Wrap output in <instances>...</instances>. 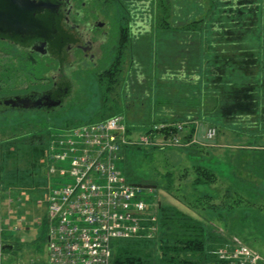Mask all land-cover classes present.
Instances as JSON below:
<instances>
[{"label":"trees","instance_id":"trees-1","mask_svg":"<svg viewBox=\"0 0 264 264\" xmlns=\"http://www.w3.org/2000/svg\"><path fill=\"white\" fill-rule=\"evenodd\" d=\"M137 1L148 9L143 15L148 23L142 24L143 32L137 37L139 45L135 50L133 35L127 29L120 42L127 55L113 56L112 67L87 78L83 103L74 108L83 120L39 113L13 119L5 127L26 128L28 132L0 140V190L18 187L43 195L46 188L39 185V178L46 175L53 132L113 116L123 119L129 140L121 150L120 169L127 154L143 148L130 139L136 125L144 127L145 135L165 140H172L175 132L180 136L181 125L188 130L180 137L182 142L188 141V148L195 145L193 139L203 124L219 130L226 127L238 135L264 134V0ZM182 6L184 11L177 9ZM133 53L145 62L146 71H135L132 78L134 71L129 72L125 60L132 59ZM157 57L167 72L155 71L152 61ZM143 75L145 80L141 81ZM156 125L163 127L155 130ZM195 170L191 184L196 191L200 185L217 180L208 166L196 165ZM165 177L171 182L174 175L169 172ZM158 211L160 233L150 239H118L111 264H212L216 260L212 252L224 241L206 220L169 204L159 203Z\"/></svg>","mask_w":264,"mask_h":264},{"label":"rangeland","instance_id":"rangeland-1","mask_svg":"<svg viewBox=\"0 0 264 264\" xmlns=\"http://www.w3.org/2000/svg\"><path fill=\"white\" fill-rule=\"evenodd\" d=\"M136 8L138 9V12H136L139 13L138 17L142 21L144 19L143 15L148 11L147 5L140 2ZM181 8L178 7L177 9L184 11V7L182 6ZM183 15L184 13L182 12ZM145 23L147 24L148 21ZM131 25L136 27L137 21H133ZM135 29L138 30L136 32L138 33L137 36L143 32L140 31L143 30L141 27H136ZM138 45L139 43L136 39L135 50ZM137 53L139 54V52ZM137 53L136 57L133 56V59L140 65L139 72L144 73L146 71L145 62L142 63ZM158 60L159 57L155 58V61H152L153 63L155 62L154 66H157L155 67V71L165 72L166 69L163 71L164 66H160ZM15 65H18V62L14 57L0 51L1 91H9L12 82L15 80L26 82L27 77L20 70H16ZM133 70L132 78L136 69ZM89 74V72L82 71H77L73 74L77 80L74 98L79 105L83 103L86 95ZM85 75L86 77L84 78ZM91 77L92 79L94 78L93 76ZM34 80L32 78L33 82H35ZM144 80L145 75L141 76V81ZM129 106L131 107V105ZM75 107L76 105L65 112L55 113V115L63 114V117L60 119L74 117L75 119L83 120V117L78 116L79 112L77 109L74 110ZM13 115V113L0 114V140L19 137L28 132L26 128H5L15 121L13 120L15 119ZM3 117H7V119ZM19 117L27 118L32 117V115L27 113L18 115ZM137 119L136 116L134 120ZM209 127V124H203L202 128L199 129L193 140L198 141V138L201 143L193 146L194 149L192 145L191 148H188L187 140L166 147L152 148L153 146H150L152 144H140L139 139L145 136V129L141 125H136L130 139H134L138 143L134 145L140 144L143 148L135 149L133 154H127L126 161L121 165V171L133 182L155 185L153 189H142L141 195L147 202L176 206L181 211L189 213L199 220H206L214 228V231L221 235L220 239L224 241L223 244L231 242L232 239L242 240L261 255L262 263L264 264V162L258 161L259 154H255L261 153L264 149H261L263 148L261 146L258 148L260 150L251 149V151L249 150V156L243 155L238 160L240 166H244L248 162L246 166L249 170L242 171L241 174L237 175V179L233 180L234 186L231 188L230 195H225L220 183H217L218 178L208 185H200L198 191H196L191 184L196 176V165L202 164L208 166L214 169L216 173L215 169L216 165H218L216 160L217 155H221L223 151L220 147L217 152L213 151L211 149L214 148L213 143H215L217 138H227L229 135L233 139L236 134L232 129L220 126L219 130L218 126H215L219 130V134L217 133L213 140L208 141L203 138V135ZM60 130L56 129L53 132L54 135L58 136L61 132ZM178 131L181 132V135L179 134L180 136L177 138H180L184 132L187 134L188 130L182 128L178 129ZM199 133L201 134L199 135ZM242 135V132L239 135L237 134L238 139H242L243 141L249 140L248 142L251 144H254V141H260V145H263L261 140L256 139V137L260 136ZM231 138L230 140L224 139V142L228 143L226 151L229 150L231 154H236V151L238 153L245 152L247 149L242 148H249V145H241L240 143V149H238L237 142H231ZM253 158L256 159L254 160ZM169 172H172L174 175L171 182H168L167 177H165ZM39 179L42 180L39 185L44 189L50 187L51 184L57 186L56 179L50 175H45ZM2 191L3 193H0V243H8L15 246L12 248L13 250L4 249L3 264H47L49 224L46 218L45 205L41 206L37 204L41 196L34 191L30 192L25 188L19 189L18 187H11L6 190L1 189L0 192ZM203 194H207L209 197L203 198ZM14 226H19L20 230L9 231V227ZM3 233L8 234L12 240L9 241V238L5 237Z\"/></svg>","mask_w":264,"mask_h":264},{"label":"built area","instance_id":"built-area-1","mask_svg":"<svg viewBox=\"0 0 264 264\" xmlns=\"http://www.w3.org/2000/svg\"><path fill=\"white\" fill-rule=\"evenodd\" d=\"M60 131L49 142L46 167L57 186L51 184L37 201L45 205L49 223L47 264H111L118 239L157 236V205L147 202L142 189L129 182L119 167L122 147L129 142L123 119L113 116ZM216 134L217 129L209 127L203 138L210 141ZM177 137L165 140L146 134L139 140L145 145H174L182 142ZM212 253L216 256L212 264H262L261 255L239 239ZM3 255L0 243V264Z\"/></svg>","mask_w":264,"mask_h":264},{"label":"flooded vegetation","instance_id":"flooded-vegetation-1","mask_svg":"<svg viewBox=\"0 0 264 264\" xmlns=\"http://www.w3.org/2000/svg\"><path fill=\"white\" fill-rule=\"evenodd\" d=\"M138 4L137 0H26L18 12L21 28L15 25V3L0 0V14L10 17L8 24L4 16L0 18V51L14 57L15 69L27 77L26 82H12L9 91L0 90V114L13 113L15 119L27 113L44 116L79 105L73 74H96L112 67L113 56L127 55L120 44L127 29L135 43L138 30L132 22L143 28ZM133 56L125 60L130 73L140 69Z\"/></svg>","mask_w":264,"mask_h":264},{"label":"crops","instance_id":"crops-1","mask_svg":"<svg viewBox=\"0 0 264 264\" xmlns=\"http://www.w3.org/2000/svg\"><path fill=\"white\" fill-rule=\"evenodd\" d=\"M248 133H243L242 136H248ZM200 134L201 133H199V135ZM237 134H238V132H236L235 138H233V139L231 137H229L230 135L227 138H222V137H221L222 139L217 138L215 143H213L214 148H211L213 151L217 152L219 150L218 148L220 147V148H222L221 150L223 151L221 153V155L219 153H218L219 155H217L216 160L218 162V165H216L215 170H216L217 178H218L217 183H220L222 190L224 191L225 195L231 194V191H232L231 188L234 186L233 180L237 179V175L241 174L242 171L244 172V171L249 170V168L246 166V164L248 162H246L244 164V166H240L238 160H240L243 155L249 156L251 149L260 150V149H258L259 146L263 147L261 149H264V143H263L264 142V134L260 137H256L257 140L262 141L263 145H260V141H254L253 142L254 144H251L248 142L249 140L243 141L242 139H238ZM230 138L232 139L231 142H234V141L237 142V148L238 149H240V147H239L240 143H241V145H243V144L249 145V148H242V149H247L245 152H239L238 153V151H236L237 152L236 154L235 153L231 154V152L229 150H228L229 152L226 151V149H227L226 145H228V143L224 142V139L230 140ZM197 140L198 141H196L195 145L193 144L192 147L201 143L198 138H197ZM257 144H259V145H257ZM193 149H194V147H193ZM255 154H259V156L257 158L258 161L261 160L264 162V151H261V153H255ZM253 159L255 160L256 158H253Z\"/></svg>","mask_w":264,"mask_h":264},{"label":"water","instance_id":"water-1","mask_svg":"<svg viewBox=\"0 0 264 264\" xmlns=\"http://www.w3.org/2000/svg\"><path fill=\"white\" fill-rule=\"evenodd\" d=\"M3 1H6L7 2V5H8V3H9V1H13L14 3H15V5H16V10H17V16H16V18H17V22L15 23V25L17 26V27H21V28H23V26H21V25H23V19H22V17L20 16L21 14L19 13L18 14V12H19V10L21 9V8H23V6H25L26 5V0H3ZM31 11H32V9H31ZM2 16H4L5 17V20H6V22H7V24L9 23V19H10V17H9V15L8 14H5V13H2V14H0V18H2ZM136 186H138V187H140V188H143V189H152V188H155V185H150V184H142V183H137V184H135ZM12 245H10V244H8V245H5V248L6 249H12ZM111 255H112V257H114V255H115V252H114V250H112V252H111Z\"/></svg>","mask_w":264,"mask_h":264}]
</instances>
